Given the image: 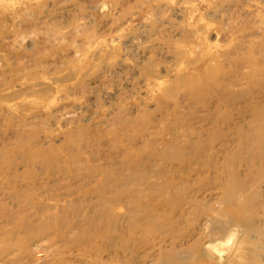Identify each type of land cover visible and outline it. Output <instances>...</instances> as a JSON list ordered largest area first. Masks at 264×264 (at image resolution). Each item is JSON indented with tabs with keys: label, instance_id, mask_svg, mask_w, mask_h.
I'll return each mask as SVG.
<instances>
[{
	"label": "rangeland",
	"instance_id": "1",
	"mask_svg": "<svg viewBox=\"0 0 264 264\" xmlns=\"http://www.w3.org/2000/svg\"><path fill=\"white\" fill-rule=\"evenodd\" d=\"M0 264H264V0H0Z\"/></svg>",
	"mask_w": 264,
	"mask_h": 264
}]
</instances>
